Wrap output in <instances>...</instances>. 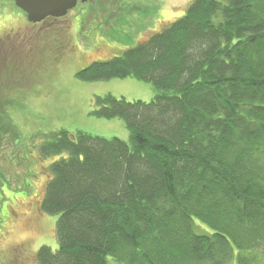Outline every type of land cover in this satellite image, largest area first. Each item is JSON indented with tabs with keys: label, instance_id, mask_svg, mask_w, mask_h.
Listing matches in <instances>:
<instances>
[{
	"label": "trees",
	"instance_id": "16d2710c",
	"mask_svg": "<svg viewBox=\"0 0 264 264\" xmlns=\"http://www.w3.org/2000/svg\"><path fill=\"white\" fill-rule=\"evenodd\" d=\"M78 77H133L155 96L96 99L95 115L124 120L129 144L61 130L42 145V157H60L41 206L58 217V248L42 246L39 264H260L264 0H193L165 30Z\"/></svg>",
	"mask_w": 264,
	"mask_h": 264
},
{
	"label": "rangeland",
	"instance_id": "374dc122",
	"mask_svg": "<svg viewBox=\"0 0 264 264\" xmlns=\"http://www.w3.org/2000/svg\"><path fill=\"white\" fill-rule=\"evenodd\" d=\"M94 1L92 17L80 27L81 0L65 18L37 25L13 0H0V102L8 118L0 129H9L0 130V264H39L42 246L58 248V217L41 207L50 165L60 158L42 157L49 136L65 130L129 144L124 120L95 115L96 99L155 96L152 84L133 77L87 82L78 74L147 42L182 18L193 0Z\"/></svg>",
	"mask_w": 264,
	"mask_h": 264
},
{
	"label": "water",
	"instance_id": "95a60500",
	"mask_svg": "<svg viewBox=\"0 0 264 264\" xmlns=\"http://www.w3.org/2000/svg\"><path fill=\"white\" fill-rule=\"evenodd\" d=\"M83 3L88 0H81ZM27 15L30 23H41L47 18H62L75 9L78 0H13Z\"/></svg>",
	"mask_w": 264,
	"mask_h": 264
},
{
	"label": "flooded vegetation",
	"instance_id": "af4514ba",
	"mask_svg": "<svg viewBox=\"0 0 264 264\" xmlns=\"http://www.w3.org/2000/svg\"><path fill=\"white\" fill-rule=\"evenodd\" d=\"M79 1H80V0H78V5H79ZM77 7H78V6H77ZM74 10H75V9H74ZM69 12H72V11H69ZM69 12H68V14H69ZM68 14H67V15H68ZM67 15H66V16H67ZM66 16H65V17H66ZM65 17H62V18H65ZM62 18H49V19H52V20H60V19H62ZM49 19H46V20H49ZM44 21H45V20H44ZM41 23H42V22H41ZM30 24H31V23H30ZM37 24H39V23H37ZM37 24H33V23H32L31 25H37ZM0 39H1V38H0ZM1 41H2V40H0V42H1Z\"/></svg>",
	"mask_w": 264,
	"mask_h": 264
}]
</instances>
